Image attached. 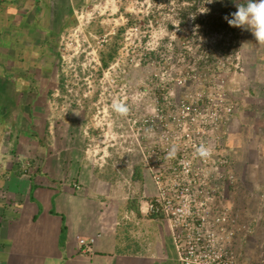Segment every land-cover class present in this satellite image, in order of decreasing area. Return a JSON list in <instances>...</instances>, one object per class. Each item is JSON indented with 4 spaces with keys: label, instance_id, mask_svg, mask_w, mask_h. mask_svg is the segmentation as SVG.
I'll use <instances>...</instances> for the list:
<instances>
[{
    "label": "rangeland",
    "instance_id": "374dc122",
    "mask_svg": "<svg viewBox=\"0 0 264 264\" xmlns=\"http://www.w3.org/2000/svg\"><path fill=\"white\" fill-rule=\"evenodd\" d=\"M206 2L75 0L58 38V123L73 124L78 154L107 188L121 187L124 204L155 194L150 177L133 178L137 169L148 173L152 151L189 153L204 142L234 174L225 194L230 245L240 262L261 264L264 44L213 18ZM116 99L130 108L127 117L111 110Z\"/></svg>",
    "mask_w": 264,
    "mask_h": 264
},
{
    "label": "crops",
    "instance_id": "0c3cea01",
    "mask_svg": "<svg viewBox=\"0 0 264 264\" xmlns=\"http://www.w3.org/2000/svg\"><path fill=\"white\" fill-rule=\"evenodd\" d=\"M74 3L0 0V264H178L168 223L120 203L121 187L78 154L73 124L58 123V38Z\"/></svg>",
    "mask_w": 264,
    "mask_h": 264
},
{
    "label": "built area",
    "instance_id": "2783aa9c",
    "mask_svg": "<svg viewBox=\"0 0 264 264\" xmlns=\"http://www.w3.org/2000/svg\"><path fill=\"white\" fill-rule=\"evenodd\" d=\"M201 144L207 147L195 143L194 150L181 148L173 159L168 158L169 149L152 151L146 169L155 194L140 202L141 213L168 223L178 264H247L230 245L235 241L230 230L234 222L225 194L234 185V174L225 168L226 162L220 167L212 151L209 159L199 158L196 149ZM78 244L82 255L93 254V240L80 239Z\"/></svg>",
    "mask_w": 264,
    "mask_h": 264
},
{
    "label": "clouds",
    "instance_id": "9594fccd",
    "mask_svg": "<svg viewBox=\"0 0 264 264\" xmlns=\"http://www.w3.org/2000/svg\"><path fill=\"white\" fill-rule=\"evenodd\" d=\"M212 2L213 0H207L206 3ZM236 8L237 10L231 14V19L224 17L229 26L250 30L257 43L264 44V0H246L244 4L238 3ZM111 110L120 117H127L130 113L128 105L119 99L113 101ZM196 153L203 160L209 159L212 155L211 150L203 144L196 149ZM176 154L175 146L167 153L169 159L175 158Z\"/></svg>",
    "mask_w": 264,
    "mask_h": 264
},
{
    "label": "trees",
    "instance_id": "16d2710c",
    "mask_svg": "<svg viewBox=\"0 0 264 264\" xmlns=\"http://www.w3.org/2000/svg\"><path fill=\"white\" fill-rule=\"evenodd\" d=\"M188 1L190 2L191 0ZM193 3H194L193 7H195L194 9H197L200 0H193ZM238 3L244 4L246 3V0L245 1L244 0H213V6L211 7V12L213 13L212 17L216 18L215 15H219V19H222L223 17L226 16L227 11L229 10L228 7L230 6L232 12L233 11L235 12L237 10L236 5ZM186 15H188V13Z\"/></svg>",
    "mask_w": 264,
    "mask_h": 264
}]
</instances>
